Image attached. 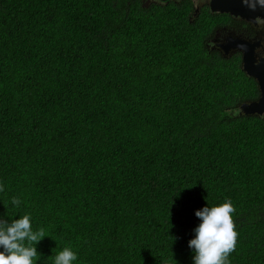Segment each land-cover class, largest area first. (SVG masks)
Here are the masks:
<instances>
[{
	"label": "trees",
	"instance_id": "16d2710c",
	"mask_svg": "<svg viewBox=\"0 0 264 264\" xmlns=\"http://www.w3.org/2000/svg\"><path fill=\"white\" fill-rule=\"evenodd\" d=\"M188 9L0 0V220L44 230L36 264L65 247L74 264H194L195 212L227 200L229 264H264V116L238 113L258 88Z\"/></svg>",
	"mask_w": 264,
	"mask_h": 264
},
{
	"label": "clouds",
	"instance_id": "9594fccd",
	"mask_svg": "<svg viewBox=\"0 0 264 264\" xmlns=\"http://www.w3.org/2000/svg\"><path fill=\"white\" fill-rule=\"evenodd\" d=\"M250 11L257 7L264 8V0H240ZM261 30H264V18L256 16L253 21ZM210 47L215 44L210 41ZM242 49L246 46L240 45ZM259 56L264 52L256 49ZM243 55V51H240ZM257 65L259 60H257ZM4 186L0 184V192ZM13 206L19 207L21 201L12 197ZM236 209L231 200L216 206H205L195 212L200 219L199 225L194 229L195 237L189 241V247L194 251V264H229V256L236 250L239 233L233 214ZM45 237L41 228L33 231L31 217L27 214L11 223L0 220V264H36L38 252L36 245ZM40 255V254H39ZM77 254L65 247L54 257V264H74Z\"/></svg>",
	"mask_w": 264,
	"mask_h": 264
},
{
	"label": "flooded vegetation",
	"instance_id": "af4514ba",
	"mask_svg": "<svg viewBox=\"0 0 264 264\" xmlns=\"http://www.w3.org/2000/svg\"><path fill=\"white\" fill-rule=\"evenodd\" d=\"M183 2L189 4L188 10H190L192 20L197 19L200 14H204L210 22L212 29L206 38V44L210 51L220 54L225 59H240L242 69L244 55L247 52L254 54L255 63L257 60L259 63L264 60V57L259 56L256 52V49L264 52V30H261L253 22L256 16L264 18V8L257 7L256 11L253 12L240 0H143V5L146 7L152 5L154 9L157 5L171 3L180 6ZM220 9H227L228 11L222 13ZM210 41L215 44V47L209 46ZM237 42L246 47L238 49ZM240 51H243V55ZM245 74L255 81L260 96L258 80L247 75V73Z\"/></svg>",
	"mask_w": 264,
	"mask_h": 264
},
{
	"label": "water",
	"instance_id": "95a60500",
	"mask_svg": "<svg viewBox=\"0 0 264 264\" xmlns=\"http://www.w3.org/2000/svg\"><path fill=\"white\" fill-rule=\"evenodd\" d=\"M227 11V9H220L222 13ZM239 12L242 14L241 10ZM237 48L242 49L239 42H237ZM242 70L247 75L253 76L258 80L260 96L254 101L240 104L239 109L241 110V114L246 116H264V60L257 65L254 60V54L247 52L244 55Z\"/></svg>",
	"mask_w": 264,
	"mask_h": 264
},
{
	"label": "rangeland",
	"instance_id": "374dc122",
	"mask_svg": "<svg viewBox=\"0 0 264 264\" xmlns=\"http://www.w3.org/2000/svg\"><path fill=\"white\" fill-rule=\"evenodd\" d=\"M238 109H239V108H238ZM238 113H239L240 116H246V115H242V114H241V110H240V109L238 110ZM247 117H249V116H247Z\"/></svg>",
	"mask_w": 264,
	"mask_h": 264
}]
</instances>
